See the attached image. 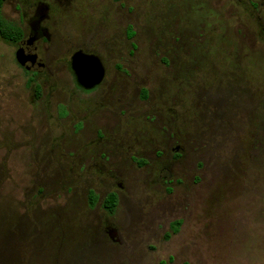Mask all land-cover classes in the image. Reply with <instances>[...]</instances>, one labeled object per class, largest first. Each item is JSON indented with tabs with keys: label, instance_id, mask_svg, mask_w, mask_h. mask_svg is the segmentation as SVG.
<instances>
[{
	"label": "rangeland",
	"instance_id": "rangeland-1",
	"mask_svg": "<svg viewBox=\"0 0 264 264\" xmlns=\"http://www.w3.org/2000/svg\"><path fill=\"white\" fill-rule=\"evenodd\" d=\"M66 10L63 33L100 55L106 84L86 95L43 84L32 104L0 44V137L12 136L0 148V264H264V0H73ZM94 99L118 115L116 155L100 158L86 127L49 152L69 122L55 119L59 107L79 113ZM178 135L182 158L156 161ZM123 150L153 162L137 168ZM106 169L123 176L112 216L87 206V188L100 199L116 187L102 182Z\"/></svg>",
	"mask_w": 264,
	"mask_h": 264
},
{
	"label": "flooded vegetation",
	"instance_id": "flooded-vegetation-1",
	"mask_svg": "<svg viewBox=\"0 0 264 264\" xmlns=\"http://www.w3.org/2000/svg\"><path fill=\"white\" fill-rule=\"evenodd\" d=\"M12 1L13 2H11V0H0V44L12 47L16 65L21 70V72L25 76H27V82H30L32 85V104L36 103L41 98L43 84H45L46 86L53 84L54 86H59L61 88H67V86H69V88H72V90L74 91V94L76 92L85 95L95 93L102 85L105 86L106 68L100 55L91 50L85 49V46L81 44L84 41L83 38H71L68 36V34L63 33V31H65V21L68 18L67 13L69 12V9L67 12L66 7L68 5V2H72L73 0ZM9 2H11L13 6V17H10L8 11L5 9V6L9 5ZM10 18L12 20H10ZM9 26H12L17 31V35L11 37L12 39H14V41L8 39ZM132 35L133 34L128 33L129 38ZM76 52H81L85 55L97 57L103 67V78L101 82L98 85L94 86L92 89L85 90L77 82L75 73L73 72L71 65L72 56ZM20 61H32L35 66H41V70L28 71L20 64ZM161 61L163 63H166L167 59L162 58ZM113 68L114 70L121 69V67L117 64L114 65ZM58 73L60 75H58ZM65 77L67 78V80H65ZM112 85L113 80L107 81V86L109 89L112 87ZM115 87L117 86H113L111 88V94L113 93ZM101 93H103V91ZM142 94H144L143 97ZM137 95L139 99H147L149 97V91L145 88H141L138 91ZM73 103V101L70 102V104ZM103 105L104 104L98 105V102H96L95 99L87 100L86 103L85 101L83 102V111H80L79 113H70L68 108H65V103L62 104V106L59 107V112H57L55 119L56 117L58 118V120L63 119L66 116V118L69 119V122L64 125L62 130H60L59 135H57L61 137V140L62 137H64V139L58 146L48 145L47 147L50 149L48 151L53 152L54 150H57L59 148L72 147L76 143L74 142V140L76 139L74 138L75 133H77V131H80L81 127H86V132H92L95 135V139L91 140V142L94 141L96 143L94 148H97L100 158L105 159L108 153L111 155H116V151H118V148L122 147L116 144V140L113 139L114 137H116L117 133L120 130V121L116 113L106 114ZM86 108L87 110H85ZM80 114L82 117H74L79 116ZM56 124L57 123H55V121L53 120V125L55 127L57 126ZM46 127V133L50 134L53 131L50 120L47 121ZM105 137L107 138V141H105ZM181 141L182 139L180 138V135H178L174 146H167L164 151H155V158H157L156 161H162L163 155H166V158L169 159L167 160L165 158L167 160L165 161V163L170 161H179L182 158L184 152V150H182L181 148V145H179L180 143H182ZM11 142L12 136L2 135V137H0V148L9 146L10 144H12ZM94 150L96 151V149ZM124 152L125 150H123V153ZM130 152L132 151H127L124 154H127L130 157V163H133L137 168L148 167L151 164L150 162L152 160L150 161L147 157H133L132 153ZM123 153H120L119 156H122ZM109 157L111 156L109 155ZM136 159L142 161V164L134 162V160ZM2 161H0V163ZM197 164L199 167L204 166L202 161ZM2 166L3 163H1V167ZM108 167L111 169L115 166ZM110 169L108 171L106 169V174L102 177V182H104L108 186L110 184H115L116 187L105 191L100 199L93 188L86 189L88 208H92L96 205V202H98L97 204H99L100 209L108 216L114 215V212L113 214H108L103 208V202L105 198L108 195L113 194L117 200V206L119 201L121 200V193L123 190L121 185V178L123 176L121 175L120 171ZM115 180H117V182ZM177 183H181V181L178 180ZM42 190L43 188H38L39 193H41ZM90 193H92L95 197V203L93 204V206L89 204ZM175 221L177 222H175L174 224L175 228L174 226L171 227L172 231H175L177 226L180 224L179 220ZM103 232H105L113 242L116 241V239L113 238V233L116 232L115 228L110 225L103 226Z\"/></svg>",
	"mask_w": 264,
	"mask_h": 264
},
{
	"label": "water",
	"instance_id": "water-1",
	"mask_svg": "<svg viewBox=\"0 0 264 264\" xmlns=\"http://www.w3.org/2000/svg\"><path fill=\"white\" fill-rule=\"evenodd\" d=\"M72 70L75 73L78 84L85 90L92 89L98 85L103 78V67L95 56L76 52L72 56ZM20 64L28 71H40L41 66H35L31 61Z\"/></svg>",
	"mask_w": 264,
	"mask_h": 264
},
{
	"label": "trees",
	"instance_id": "trees-1",
	"mask_svg": "<svg viewBox=\"0 0 264 264\" xmlns=\"http://www.w3.org/2000/svg\"><path fill=\"white\" fill-rule=\"evenodd\" d=\"M16 32L17 31L15 28H13L12 26H9L8 27V36H9L8 39L11 41H14V39H12L11 37L16 36L17 35ZM129 34H133V32H129ZM94 203H95V197L92 193H90L89 204L91 206H93ZM116 203H117V200H116L115 196L113 194H110L105 198V200L103 202V208L105 209V211L108 214H113L115 207H116ZM185 264H187V263H185Z\"/></svg>",
	"mask_w": 264,
	"mask_h": 264
}]
</instances>
